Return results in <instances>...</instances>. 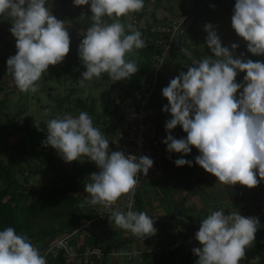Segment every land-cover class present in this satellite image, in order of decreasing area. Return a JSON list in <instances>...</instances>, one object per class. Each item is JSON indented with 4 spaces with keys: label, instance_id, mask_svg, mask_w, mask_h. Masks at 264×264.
<instances>
[{
    "label": "clouds",
    "instance_id": "9594fccd",
    "mask_svg": "<svg viewBox=\"0 0 264 264\" xmlns=\"http://www.w3.org/2000/svg\"><path fill=\"white\" fill-rule=\"evenodd\" d=\"M73 4L90 5L92 20L78 47L86 69L79 86L86 89V82L104 73L116 82L130 79L140 66L126 57L146 43L141 31L121 18L141 12L144 0H73ZM0 18L11 21L10 33L16 41V54L6 61L7 71L19 91L36 93L49 67L62 63L70 52L65 21L53 15L48 0H0ZM231 26L249 53L264 56V0H236ZM204 31L212 55L195 61L162 89L168 101L163 111L172 117L166 122L168 135L163 143L169 153L183 156L197 149L200 155L195 164L219 184L252 189L264 181V62L236 57L239 45L233 43L231 50L223 46L212 24H206ZM240 72L246 73L243 83L236 82ZM177 126L186 139L171 135ZM46 127L44 146L55 149L65 162L86 157L99 169L88 177L87 196L78 207L99 204L112 209L126 195L131 201L138 176H147L153 167L147 156L110 151L106 134L87 112L57 114ZM175 164L191 167L192 161L181 157ZM127 207V211L115 208L111 213L117 228L140 239L156 234L152 217L132 210L131 203ZM259 226L258 218L242 216L237 210L212 211L195 234L201 245L192 250L198 257L196 264H241ZM0 264H47V260L26 234L5 227L0 230Z\"/></svg>",
    "mask_w": 264,
    "mask_h": 264
},
{
    "label": "crops",
    "instance_id": "0c3cea01",
    "mask_svg": "<svg viewBox=\"0 0 264 264\" xmlns=\"http://www.w3.org/2000/svg\"><path fill=\"white\" fill-rule=\"evenodd\" d=\"M197 1L161 0L157 5L150 3L149 8L146 9V16L150 15L154 23L162 24L175 15L185 14L189 17L214 0L203 7H199ZM234 7V0H222L196 18L191 27H188L189 29L184 33L183 41L185 49L194 59L199 61L212 55L206 47L207 33L204 31L206 24H212L223 46L229 47L231 50L233 43L239 45L234 53L236 57L242 56L253 61L264 62V56H253L247 51L246 43L232 29L231 17ZM177 39L178 35L175 47L169 52L163 65L159 83L153 95V103L162 110L160 118L162 126L172 118L170 112L163 111V108L168 105V101L162 96V89L169 85L171 79L178 76L180 72H186L187 68L192 65L186 55L178 50ZM245 75L246 73L243 72L238 73L236 82L243 83ZM237 97H239V93ZM114 114L116 115V113ZM119 117L117 115L115 121ZM106 136L110 143L113 137L111 129L108 130ZM186 136L187 134L181 129L174 137L186 139ZM198 155L200 153L195 148L187 156H183L181 153H169L165 145L163 163L159 173L154 179L143 183L139 188L136 211L146 212L154 219V227L157 230L155 235L140 239L129 231L117 228L114 221L110 220L120 233L119 238L96 237L87 233L85 237H82V240L86 242L88 236L99 239L102 243L108 240L119 241L124 243V251L142 252L150 248L172 244L177 245V250H181L182 247L199 244L195 234L200 228L201 221L212 211L223 209L225 213H229L239 209L241 202L253 205L259 197L264 196V181L252 189L238 184L234 186L219 184L213 175L206 173L199 165L195 164V157ZM181 157L192 161V166L177 167L175 161ZM257 179H259L258 176ZM239 191L242 192L241 195H239ZM77 193L78 191L75 197H77ZM104 264H114V262L109 261Z\"/></svg>",
    "mask_w": 264,
    "mask_h": 264
},
{
    "label": "trees",
    "instance_id": "16d2710c",
    "mask_svg": "<svg viewBox=\"0 0 264 264\" xmlns=\"http://www.w3.org/2000/svg\"><path fill=\"white\" fill-rule=\"evenodd\" d=\"M70 2V0H48L49 6L54 4L53 15L57 19L65 21L66 25L75 24L76 26V29L69 34L71 39L70 52L64 59V64L61 67V70L67 77L72 75L78 76L86 70L78 55V47L82 39L81 36H78V33L80 30L86 31L92 24L90 18L91 12L89 10H82L81 8L73 10L70 7ZM144 2V9L134 15L138 20L145 18L146 8L150 3L157 5L161 0H144ZM82 14L84 15L83 17H81ZM195 20L192 21L189 28ZM10 23L11 21H5L0 18V34L3 32V26L7 27L10 31ZM140 31L142 38L146 41L156 36L149 33L148 30ZM157 53L158 49L153 46L138 49V60L136 63L140 66L139 70L130 79L124 80L123 83L126 82L130 85L145 84L152 75V64L154 56ZM15 54L16 47L14 44L2 61L5 68H7V59ZM129 60L133 59L129 58ZM56 68L55 66H50L49 70L56 72ZM138 75H140L143 81L136 80L135 83H131L130 80L139 77ZM100 79L106 82L114 81L110 79L107 73L102 74ZM63 103L64 100L59 101L58 99V109L47 107V110L59 114ZM1 106H3V102ZM102 107H104L105 112L109 116H112L114 113L119 115V111L116 110L115 105L113 109L111 108L112 110L105 103ZM77 108L89 112L92 110L91 108H87L83 102L77 101L76 105L67 108L66 111L74 112ZM53 118L49 117V119ZM46 125L47 122L33 125L27 119L22 123L7 124L0 122V230H3L5 227L15 228L18 234H26L39 250L53 234L63 229L76 227L81 219L90 218V211L84 206L82 208L78 207L82 202L75 197L79 186L86 183V181L80 183L76 181L74 175L67 176L66 174L65 177H60L50 187H42L37 191L29 186V178L36 174L43 175L47 172V169L33 170L32 173L29 172L30 176H25L24 169L18 166V164L15 165L13 161L11 150L15 149L26 157L35 160L39 158V154L43 153L45 154L46 160L52 164L48 156L50 153L56 152V150L42 144L47 139ZM10 138L15 141L14 145L9 143ZM5 154L7 155L6 161L2 159ZM51 166L52 168L55 167L53 165ZM17 173L20 175L19 178L17 177ZM137 202L136 198V204ZM259 225L255 240L246 249V256L241 261V264H264V217L259 219ZM85 243L90 246H99L104 252H108L112 248L123 250L124 246V243L119 241L108 240L102 243L99 239L88 236L86 237ZM71 247H75L74 242ZM199 247H201L200 244L197 246L182 247L181 250H176L168 254L152 255L143 259L140 264H196L198 257L192 250ZM47 264L67 263L59 257L56 260H48Z\"/></svg>",
    "mask_w": 264,
    "mask_h": 264
},
{
    "label": "built area",
    "instance_id": "2783aa9c",
    "mask_svg": "<svg viewBox=\"0 0 264 264\" xmlns=\"http://www.w3.org/2000/svg\"><path fill=\"white\" fill-rule=\"evenodd\" d=\"M212 0H198L199 7H203ZM236 0H234V3ZM188 15L180 14L172 16L168 21L162 24H156L152 20L142 18L140 20L133 17L129 24H132L138 30H148L149 33L156 35L154 38L146 41V47L153 46L158 49L154 56L152 64V75L143 85H130L122 83L114 98V105L118 110L120 117L111 127L113 137L110 141V151H122L126 155H135L138 158L147 156L153 160V167L149 170L147 176L142 173L138 176L139 185L130 201L128 196H122L112 209L105 208L102 205L84 204L90 211L89 219H82L80 223L73 227L70 233H64L52 239L48 245L41 251L46 260H56L61 257L67 264H104L113 261L114 264H140L143 259L152 255L168 254L177 250V245H166L148 250L124 251L112 248L108 252L99 246H90L82 240L86 236L85 228L88 224L100 220L111 219V213L115 208L123 211L128 210L131 203L132 210L136 211V198L138 190L145 182H149L156 177L162 166L164 158L163 140L166 139L168 132L166 125H161L160 118L162 110L155 105L152 97L156 86L159 83L160 74L169 52L175 47L176 37L180 28L187 20ZM182 128L177 126L172 130L171 135L175 136ZM99 172V169L93 163L91 164V174ZM90 174V175H91ZM87 181L86 183H88ZM79 186L77 195L83 203L87 193L84 191V185ZM242 192L239 191V195ZM242 216L255 217L261 219L264 217V196L259 197L253 205L239 203L237 209ZM230 213V212H229ZM228 214V213H226ZM74 242V248L71 245ZM121 253H128L122 255Z\"/></svg>",
    "mask_w": 264,
    "mask_h": 264
},
{
    "label": "rangeland",
    "instance_id": "374dc122",
    "mask_svg": "<svg viewBox=\"0 0 264 264\" xmlns=\"http://www.w3.org/2000/svg\"><path fill=\"white\" fill-rule=\"evenodd\" d=\"M70 1L71 9L76 10L81 8L82 10L90 11V5L77 7L74 6L73 0ZM170 6L172 7V5ZM50 8L53 13L54 4L51 5ZM134 15L135 13L128 17L121 18L122 23L125 25L129 24ZM145 18L151 20L150 15L145 16ZM105 21L107 23L111 22L107 17H105ZM157 23L158 22H156V24ZM65 26L68 28L69 34L76 29L75 24H65ZM2 28L3 32L0 34V122L7 124L16 122L22 123L26 119L33 125L47 122L50 120L49 117L55 118L57 115L55 112L52 113V111L47 110V107L58 109L57 102L59 99V101L64 100L59 114L71 113L73 116H76L81 111L87 112L93 118L94 125L107 134L108 130L114 126L117 114L112 116L107 115L102 105L105 103L109 106V109L114 108V98L124 80L106 82L102 81L100 78H94L92 81L86 82L88 85L86 89L81 88L77 82L81 79V74L83 72L78 76L72 75L67 77L61 70L64 64L62 62L55 66L57 67L56 72L49 70L48 73L44 74L42 80L38 82L40 87L36 93H23L16 87L12 75L2 63L3 59L10 52L12 45L16 44L15 38L11 35L9 29L5 26ZM83 32L84 31L80 30L78 36L82 37ZM126 58H132L137 61L138 50H134V52L129 54ZM138 76L139 77L130 80V82L135 83L136 80L143 81L140 75ZM77 101L83 102L87 108H91L92 110L89 112L77 108L74 112H67L66 109L76 105ZM2 102L3 106H1ZM9 143L14 145L15 141L10 138ZM11 153L15 165L18 164V166L24 169L25 176H30L29 174L32 173L33 170L47 169L45 174H36L29 178V186L37 191L42 187H50V185L58 181L60 177H65L66 174L67 176L74 175L76 181L80 183L87 181L91 174V164H93V162L87 160L86 157H81V161H74L71 163L65 162L57 151L50 153L48 156L52 164L46 160L45 154L43 153L39 154L37 160L26 157L15 149L11 150ZM2 159L6 161L7 155H3ZM51 165L55 167L52 168ZM17 177H20L18 173ZM78 197L80 198L79 195H77V199H79ZM110 220L112 219L90 223L86 226L85 231L89 235L96 237L109 236L112 238H119L120 233L115 229Z\"/></svg>",
    "mask_w": 264,
    "mask_h": 264
},
{
    "label": "water",
    "instance_id": "95a60500",
    "mask_svg": "<svg viewBox=\"0 0 264 264\" xmlns=\"http://www.w3.org/2000/svg\"><path fill=\"white\" fill-rule=\"evenodd\" d=\"M220 1H222V0H214L211 3H209L208 5H206L205 7L201 8L200 10H198L197 12H195L194 14L190 15L188 17V19L185 21V23L183 24V26L179 30L178 39H177V47H178V50L180 52H182L183 54L186 55V57L189 59V61H190L191 64H193L195 61H198V60L194 59L192 57V55L190 54V52H188L185 49L184 41H183L184 33L188 29V27L190 26V24L192 23L193 20H195L196 18H198L199 16H201L203 13L207 12L209 9H211V7H213L215 4H217ZM73 230H74L73 228H68V229L60 230L57 233L53 234L48 239V241L42 246V248L40 249V251H42L48 245V243L52 239H54L56 236H58L60 234H64V233H70Z\"/></svg>",
    "mask_w": 264,
    "mask_h": 264
}]
</instances>
